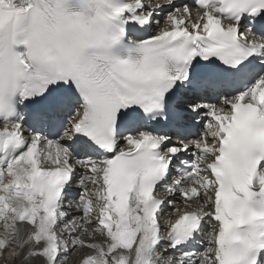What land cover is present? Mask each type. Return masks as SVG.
<instances>
[{"label": "snow or ice", "instance_id": "snow-or-ice-1", "mask_svg": "<svg viewBox=\"0 0 264 264\" xmlns=\"http://www.w3.org/2000/svg\"><path fill=\"white\" fill-rule=\"evenodd\" d=\"M75 255L264 264V0H0V259Z\"/></svg>", "mask_w": 264, "mask_h": 264}, {"label": "bare ground", "instance_id": "bare-ground-1", "mask_svg": "<svg viewBox=\"0 0 264 264\" xmlns=\"http://www.w3.org/2000/svg\"><path fill=\"white\" fill-rule=\"evenodd\" d=\"M73 187L75 188V190H73V191H71V192L69 193V196L72 197V198H73V196H74V193L78 190V189L76 188L75 185H73ZM178 199H179V198L177 197V200H178ZM79 259H80V258H79ZM79 259L75 260V264H77V262H78ZM71 261L74 262L73 258H71Z\"/></svg>", "mask_w": 264, "mask_h": 264}, {"label": "rangeland", "instance_id": "rangeland-1", "mask_svg": "<svg viewBox=\"0 0 264 264\" xmlns=\"http://www.w3.org/2000/svg\"><path fill=\"white\" fill-rule=\"evenodd\" d=\"M72 258L74 260V262H72V264H75V260L79 259L80 257L78 255H75ZM0 264H3V260L2 259H0Z\"/></svg>", "mask_w": 264, "mask_h": 264}]
</instances>
